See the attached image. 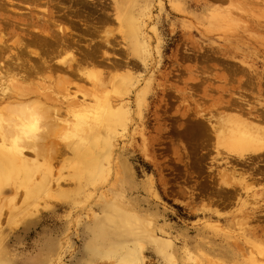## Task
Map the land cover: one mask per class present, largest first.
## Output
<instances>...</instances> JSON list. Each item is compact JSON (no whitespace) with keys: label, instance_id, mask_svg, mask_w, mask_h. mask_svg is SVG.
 Wrapping results in <instances>:
<instances>
[{"label":"rangeland","instance_id":"374dc122","mask_svg":"<svg viewBox=\"0 0 264 264\" xmlns=\"http://www.w3.org/2000/svg\"><path fill=\"white\" fill-rule=\"evenodd\" d=\"M0 3L12 53L26 21L47 20L51 33L68 26L80 51L30 47L53 67L23 81L51 132L47 155L25 150L0 184V264H264V162L233 173L207 126L224 144L234 107L264 116V0ZM73 54L78 73L60 63ZM201 114L204 131L192 133ZM78 121L87 130L74 146Z\"/></svg>","mask_w":264,"mask_h":264},{"label":"bare ground","instance_id":"6f19581e","mask_svg":"<svg viewBox=\"0 0 264 264\" xmlns=\"http://www.w3.org/2000/svg\"><path fill=\"white\" fill-rule=\"evenodd\" d=\"M121 18L122 21L126 24L125 26H126L127 37L128 38L134 37V26L132 25L133 23L131 19L128 18L126 15H122ZM51 21L54 22V20ZM47 22L45 23L44 26H41L40 28H36L37 25L40 26L36 22L35 23L37 24L35 25L36 29L33 30L32 26L34 25L31 24L30 22L27 23L26 21L25 25H31L26 27L27 31L25 32V34L27 35L28 38L27 42L25 43L21 40L16 39L13 43H11V44H16L15 46H17L20 53L19 52L12 53L13 51H11L10 48H8L9 46H7L6 42L1 41V38L3 36H1L0 38V102L3 103L2 104L3 106L0 107V140L3 143V146L4 145L7 146V148L0 149V184L2 181L9 180L12 177L14 178L16 175H18V173L20 172L18 168H21L20 155L24 154L25 150H31L34 156L40 158L45 157V154L47 155L46 153L47 150H44L45 152H43L42 150L43 148L41 149L42 145L39 146L41 141L43 142V140L46 138L47 133L51 132L49 130L50 128L48 127L49 125H47L48 122L46 119V115H43V113L46 114L47 108L44 102L41 103L42 102L41 100L39 101L36 99L31 100L30 93L32 89L28 87V85L24 84L23 81L31 82V79L33 80V77L32 78L30 77V79H28L30 75L37 76L40 71L42 73V71L46 69H49L50 71L51 69L53 70V67L51 68L50 66L51 63H49L47 60L48 58H45L43 56L44 54L40 56V52L37 51L39 48L36 50L35 48L43 44L50 45L52 43H55L58 44V46L61 48L64 46L65 50L68 51L71 50L70 52H74L73 50L77 51L76 50L77 47H74L73 45L74 43L77 42L76 41L77 39H75V37L73 36L74 35L73 31L68 26L61 27L60 23L59 24L58 23L55 24L56 22L52 23L53 26H55L54 27L55 32L51 33L46 28ZM3 24H5V22ZM6 24L8 25V23ZM27 28L32 29L33 34H30V31L32 30L28 32ZM28 45H30L29 48ZM30 47H35V48L30 49ZM59 47H57L56 49L59 50L60 49ZM7 50H9V53H7ZM77 52L80 54L79 50ZM24 53L27 55L40 57L41 58V61L39 59L40 63L33 65V63L30 62L29 58L25 56L21 58V56ZM71 57H72L71 62L65 64L63 63L64 62L63 61L60 62L61 65L62 64L63 66L66 65L64 67L66 71L76 72V73L80 72V66L78 65V63H80L79 62L80 59L77 60V58L74 57V54L71 55ZM74 64L77 65L75 66L76 67L75 70L73 66ZM33 91L36 92L35 90ZM37 94L39 95L40 92L37 91ZM234 109H236V112H239L236 114L238 116L233 115L236 116V119L238 120L239 124H236L234 122L233 124L234 126L232 125L231 127H229L228 131L223 135V140L226 141L224 144L222 142L221 144L220 141H218L219 132H217L218 131L217 127L210 124L211 122L207 121V126H209L210 130L214 134L215 144H216L215 146L221 148L219 155L225 154L224 155L225 160L223 162H225L226 165L232 168L231 170H233L232 171L233 173L236 170L235 168L236 166H240L242 170H246L247 167L254 168L260 162H264V116L260 114H256L252 112L250 109H246V110L244 108L241 109L239 108V106H236V108L234 107ZM106 111H107L106 112L107 119L109 121H113L114 119H116L117 115L119 114L117 112L111 111L110 109ZM233 116L232 118H234ZM232 118L230 119L231 122L234 121V119ZM204 120L205 119L202 114L199 115L197 119H195L196 121L194 122L195 124L192 123L191 125L193 126H190L191 127L190 130H192V133H196V132L203 133L204 124H206L205 122L206 120L205 121ZM237 120L235 121L237 122ZM84 124L85 121L84 122L78 121L75 124L76 131L71 132L72 134L69 135L68 137L69 139H67L70 140V144L74 146L78 145L76 138L81 140L82 137H79L77 132L84 130L85 128ZM35 167H36L35 165L28 163L24 171L23 180H27L32 175ZM258 168L259 167H257V169ZM43 188L44 185L42 184L39 185L37 188L31 190V194H29L30 199L28 201L31 200L32 194L33 195L37 194Z\"/></svg>","mask_w":264,"mask_h":264}]
</instances>
